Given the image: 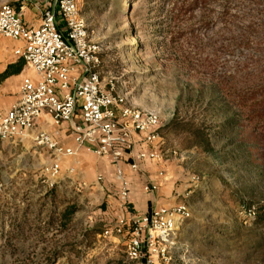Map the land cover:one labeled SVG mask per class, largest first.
<instances>
[{
	"label": "rangeland",
	"instance_id": "374dc122",
	"mask_svg": "<svg viewBox=\"0 0 264 264\" xmlns=\"http://www.w3.org/2000/svg\"><path fill=\"white\" fill-rule=\"evenodd\" d=\"M160 6H80L91 40L102 46L106 90L159 116L156 146L175 163L178 203L191 213L160 263L264 264V224L239 205L264 206V0L233 1V18L217 16L210 30L197 20L171 24ZM190 119L209 127L214 153L188 147ZM7 142L0 145V264H140L125 237L101 234L102 201L72 175L60 173L50 192L41 180L54 160L47 148ZM73 206L69 222L63 214Z\"/></svg>",
	"mask_w": 264,
	"mask_h": 264
},
{
	"label": "built area",
	"instance_id": "2783aa9c",
	"mask_svg": "<svg viewBox=\"0 0 264 264\" xmlns=\"http://www.w3.org/2000/svg\"><path fill=\"white\" fill-rule=\"evenodd\" d=\"M84 1L58 0L56 9L44 12L41 26L32 28L25 26L21 11L9 5L0 8V36L21 43L15 56L33 72V78L23 80L20 101L1 120L0 145L26 136L45 111L56 125L71 122L80 113L82 125L73 129L75 145H93L97 157L112 154L117 159L118 147L132 148V133L143 136L151 151L137 154V163L131 166L137 172L139 161L163 160L156 150L161 121L156 113L133 108L124 96L106 90L99 72L103 50L91 40L87 22L81 16ZM37 142L53 155L52 166L45 169V182L53 187L61 173L62 159L75 156L76 148L60 147L46 133H41ZM117 178L121 181L119 197L127 204L130 183L122 170H118ZM97 180L103 182L102 177ZM143 189L153 192L157 186L146 185ZM190 216L181 203L171 208L157 207L130 220L121 218L106 228L103 236L122 237L128 229L129 258L140 264H161L160 261L168 262V245L174 232Z\"/></svg>",
	"mask_w": 264,
	"mask_h": 264
},
{
	"label": "crops",
	"instance_id": "0c3cea01",
	"mask_svg": "<svg viewBox=\"0 0 264 264\" xmlns=\"http://www.w3.org/2000/svg\"><path fill=\"white\" fill-rule=\"evenodd\" d=\"M57 1L0 0V8L3 5H9L14 10L21 11L25 26L32 28L41 26L44 12L56 9ZM59 26L63 27L61 19ZM20 46V42L0 36V123L20 101L23 80L33 78L31 69L21 58L15 56L16 49ZM81 125L80 113L73 121L56 125L52 115L45 111L35 128L26 136L18 137L7 143L29 144L37 141L41 133H46L60 147L76 148L75 156L62 159L61 173L72 175L73 181L79 188L88 191L89 194L102 201L104 207L99 210L100 222H117L121 218L130 220L138 213L145 214L157 207L171 208L178 204L179 193L175 187L178 178H176L175 163L171 159L163 157L161 161H139L137 172L131 169V166L137 163V154L151 151V148L144 143L141 134L137 132L131 134V149L117 148V152L120 153L119 158L115 159L112 154L97 157L93 153V145L86 143L81 148L76 147L73 129ZM156 150L160 154L163 153L158 146ZM48 153H51L49 149ZM118 170H122L124 177L130 183V197L127 204L119 197L121 181L117 178ZM98 177H102V183L98 182ZM146 185H156L157 189L153 192H145L143 188Z\"/></svg>",
	"mask_w": 264,
	"mask_h": 264
},
{
	"label": "trees",
	"instance_id": "16d2710c",
	"mask_svg": "<svg viewBox=\"0 0 264 264\" xmlns=\"http://www.w3.org/2000/svg\"><path fill=\"white\" fill-rule=\"evenodd\" d=\"M141 0H128V4L130 8L133 3H136ZM149 1V0H148ZM151 2H155L158 0H150ZM235 0H159L161 6L159 9L165 16L166 21L171 24L177 25L183 23L184 21H195L197 20L200 26L206 30H210L212 28V22L216 20L217 16L224 21V23L233 18L232 11L230 6L232 2ZM213 4L215 6H213ZM217 6L221 7V11L217 9ZM168 7V9H167ZM153 7L150 6V12H154ZM168 31L158 30L156 31V36L166 37ZM240 108H244L239 106ZM195 119H190L188 123L184 126L188 130L186 141L188 140V147L199 149L203 154L204 153H214L215 148L214 144H212V138L208 132V126L205 123L202 125H195ZM176 120H173L175 122ZM232 122L229 121L230 124ZM159 135L163 137V129L159 130ZM42 182L47 186L48 184L45 182L46 178L43 177L41 179ZM56 182L53 187H50V192L53 193L54 190L57 189ZM239 205L244 212L249 216H254L253 221L258 225L264 224V206H257L258 208H254L255 204H249L245 200H240ZM76 207L73 206L65 212L64 218H67L70 222L73 212ZM116 222L111 223H103L99 224V231L104 233L105 229L108 227H112ZM97 225V224H96ZM126 239V244L128 240L131 238L130 230L126 229L125 234L123 235Z\"/></svg>",
	"mask_w": 264,
	"mask_h": 264
}]
</instances>
